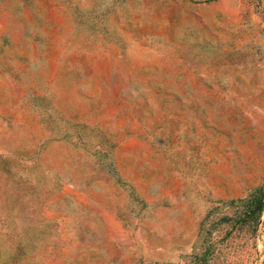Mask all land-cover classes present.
<instances>
[{"label": "rangeland", "instance_id": "374dc122", "mask_svg": "<svg viewBox=\"0 0 264 264\" xmlns=\"http://www.w3.org/2000/svg\"><path fill=\"white\" fill-rule=\"evenodd\" d=\"M264 0H0V264H264Z\"/></svg>", "mask_w": 264, "mask_h": 264}, {"label": "trees", "instance_id": "16d2710c", "mask_svg": "<svg viewBox=\"0 0 264 264\" xmlns=\"http://www.w3.org/2000/svg\"><path fill=\"white\" fill-rule=\"evenodd\" d=\"M246 206L252 207V212L255 215V220L257 221L262 212L264 205L262 204V199L259 194H252L251 197L246 201ZM196 264H208V259L206 256L198 258Z\"/></svg>", "mask_w": 264, "mask_h": 264}]
</instances>
